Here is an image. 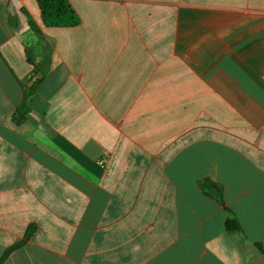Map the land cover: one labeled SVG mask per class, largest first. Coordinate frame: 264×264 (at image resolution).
Segmentation results:
<instances>
[{
  "label": "crops",
  "instance_id": "0c3cea01",
  "mask_svg": "<svg viewBox=\"0 0 264 264\" xmlns=\"http://www.w3.org/2000/svg\"><path fill=\"white\" fill-rule=\"evenodd\" d=\"M69 2L0 0V264H264V0Z\"/></svg>",
  "mask_w": 264,
  "mask_h": 264
},
{
  "label": "trees",
  "instance_id": "16d2710c",
  "mask_svg": "<svg viewBox=\"0 0 264 264\" xmlns=\"http://www.w3.org/2000/svg\"><path fill=\"white\" fill-rule=\"evenodd\" d=\"M37 2L41 11L43 22L47 27H73L80 23V17L71 6L69 0H37ZM36 31L39 34V30L37 28ZM39 81V79H36L34 84L25 93L23 104L24 110L20 111V118L18 119L25 118V115L29 110L27 99L35 91ZM200 187H202L207 195L213 196L221 204L224 203L222 189L220 186L211 182L210 180H204L200 182ZM227 211L229 212V216L225 221L226 231L228 233H241L242 228L238 222V219L229 209H227ZM25 239L27 240V238ZM17 246H19V244L7 250L5 255L0 260V263ZM257 247L261 249L260 245H257Z\"/></svg>",
  "mask_w": 264,
  "mask_h": 264
}]
</instances>
